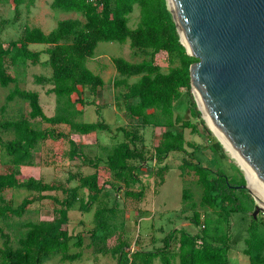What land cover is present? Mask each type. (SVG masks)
<instances>
[{"label":"trees","instance_id":"16d2710c","mask_svg":"<svg viewBox=\"0 0 264 264\" xmlns=\"http://www.w3.org/2000/svg\"><path fill=\"white\" fill-rule=\"evenodd\" d=\"M33 1L12 0L16 6L24 2L29 6ZM135 5L139 7V20L136 26L130 27L129 14ZM50 6L53 9L79 13L84 20L60 19L48 32L37 26H26L18 39L11 40L6 45L0 42V86L7 87L15 82V77L10 72L12 66L24 64L27 60L36 63L40 54L45 53L52 75L50 78L35 76V80L38 83L50 81L52 87L49 92L54 93L58 105L61 104L57 113L48 116L39 103L36 91L21 89L15 84L6 94V102L15 98L24 100L29 110L26 116L0 122L5 131L13 133V137L5 142L0 136V147L11 157V162L3 164L4 168L0 171V218L5 220L10 216L20 217L32 202V199L24 197L18 204H14L11 198L6 197L7 190L25 187L27 190L41 193L59 188V185L37 181L33 177L24 182H20L16 177V167L19 164H31L32 151L38 141L65 136L51 127L36 128L31 120L39 119L52 125L65 123L71 130L80 134L113 131L104 120L85 122L74 119L75 115L83 113L86 104L97 106L94 99L86 100L82 96L81 88H88L95 95L97 88L104 85L103 78L87 66V60L94 55L100 41H128L131 48L150 51V58L139 62H131L124 57H113V65L120 76L114 79L113 84L127 85L128 90L124 93L125 108L131 117L141 118L143 125L168 127L162 132L155 146V161L162 162L172 152L182 153L180 168L191 171L196 177V182L201 188V206L209 208L222 220L234 212L247 214L249 208L237 192L244 197L249 194L246 189L235 187L245 183L244 177H231L221 168L213 169L202 165L196 157L200 145L186 142L183 131L175 128L178 125L181 130L189 128L195 132L196 124L185 117L182 111L188 110L191 117H197L200 111L190 92L189 67L196 58L188 55L180 42L166 0H51ZM29 44H43L46 48L33 50ZM160 51L168 53L172 59L176 58L178 64L170 66L166 72L161 71L154 61L155 54ZM132 76H138L137 80L128 83L127 79ZM74 94L77 95V100L74 99ZM184 95L188 97L185 99ZM77 104L81 107L77 108ZM116 131H122L126 140L118 142L112 148L104 163L113 176L123 180L128 186L136 180L135 170L138 167L130 163V160L146 158L144 152L135 145V133L122 126L117 127ZM69 142L72 146L69 158L79 157L97 168L98 163L102 161L100 156L92 158L78 151L73 140ZM186 144L192 147L191 151L187 150ZM167 168L164 164L155 170L160 184ZM78 187H86L90 191L88 200L81 199L78 207L79 210L88 211L101 190L97 171L81 176L78 186L63 188L66 197L62 200L42 194L40 197L52 198L61 206L53 209L54 215L51 219L26 223V230L15 245L11 244L9 234L0 227V237L3 239L0 244V264H42L53 255H60L61 260L73 261L79 258L81 252H69L73 236L65 228L68 223V210L78 198ZM124 193L129 197L141 199L144 190L126 189ZM183 197H188V194L184 192ZM250 199L253 202L251 197ZM192 206L194 210L191 222L199 226L203 219L201 220V214L195 209V205ZM105 210L106 207H98L94 212L97 229L104 225V220H100V217ZM258 225V219L251 214L243 250L248 258L246 264H264V237ZM176 234L177 248L169 253L170 242ZM230 237L224 232L210 237L205 225L202 234H192L183 228H175L164 236L162 247L130 252L124 250L128 246L127 243L119 242L113 247L112 254L117 258L116 264H152L157 257L160 264H172L176 258L177 264H229L227 251L231 245ZM81 244V239L74 242V246Z\"/></svg>","mask_w":264,"mask_h":264},{"label":"rangeland","instance_id":"374dc122","mask_svg":"<svg viewBox=\"0 0 264 264\" xmlns=\"http://www.w3.org/2000/svg\"><path fill=\"white\" fill-rule=\"evenodd\" d=\"M50 2L51 0H34L29 6L26 2L16 6L12 0L0 2V42L6 45L11 40L18 39L26 26H37L44 32H48L56 26L60 19L84 20L79 13L51 8ZM138 20L139 7L135 5L129 14L128 25L134 27ZM29 47L33 50H42L46 48V45L29 44ZM113 57H124L131 62H139L149 59L150 51L131 48L128 41L98 42L94 55L87 60V66L103 78L104 85L97 88L95 95L88 88H81L82 96L86 100L94 99L98 107L86 104L83 113L74 116V119L85 122L104 120L113 131L111 133L94 131L89 134H80L71 130L65 123L52 125L39 119L31 120L36 128L51 127L57 132L64 133L65 136L38 141L32 151L31 164H19L16 167L18 172L16 177L20 182L33 177L37 181L59 185V188L41 193L27 190L25 187L7 190L6 197L11 198L14 204H18L24 197L32 199V202L28 204L22 216H10L5 220L0 218V227L9 234L11 244L15 245L17 239L24 234L26 223L51 219L54 215L53 209L61 206L52 198L40 197L42 194L62 200L66 197L63 188L78 186L81 176L97 171L98 184L101 188L97 198L91 203L88 211L79 210L80 200L87 201L90 191L86 187H78L77 201L69 208L68 223L65 225L69 234L73 236L70 240L69 252H81V256L70 261L61 260L60 255H53L42 264H116L117 258L112 254V249L119 242L127 243L128 246L124 250L130 252L137 249H155L163 246L164 236L175 228H183L192 234H202L204 225L210 237L218 236L223 232L231 236V245L227 251L229 264H246L248 258L243 250L246 246L247 226L256 206L254 196L262 202H259L261 208L256 213V218L259 223L258 228L264 237V203L260 199L261 196L253 193L256 191L249 183L251 193L247 192L253 202L249 196L244 197L237 192L249 208L248 213L234 212L223 220L209 208L201 206L199 204L201 188L196 182V177L191 171L180 168L182 153L172 152L162 162L155 161L153 157L155 146L162 132L168 127L143 125L141 118L131 117L128 114L124 98V93L128 90L127 85L115 86L113 84L114 79L120 77L113 65ZM154 61L163 72H166L170 66L178 64L176 58L172 59L164 51L156 53ZM10 72L14 75L15 82L7 87L0 86V122L18 119L28 113L29 107L26 101L18 98L9 102L5 100L9 89L15 84L21 89L36 91L39 103L46 115L52 116L59 111L61 104L58 105L55 94L49 92L52 83L50 81L38 83L35 80V76L50 78L52 75L45 53L40 54L38 62L32 63L27 60L24 64L12 66ZM137 78L138 76L129 77L128 83L134 82ZM184 96L185 99L188 97ZM192 97L195 100L193 94ZM74 99L77 100L76 94H74ZM76 107L79 108L81 105L77 104ZM182 114L196 124V131L192 132L189 128L181 130L178 125L175 128L183 131L186 142L200 145V151L196 153V157L201 164L213 169L221 168L227 175L243 176L245 180L244 170L210 129L201 112L197 117H191L189 111L184 109ZM119 126L135 133V145L144 152L146 158L145 160H130V163L138 167L135 170L136 180L128 186L123 180L113 176L104 163L112 148L118 142L126 140L122 131H116ZM0 136L5 142L13 137V133L5 131L0 126ZM69 140L75 142L78 151L92 158L100 156L102 161L98 163L97 168L79 157L69 158V150L72 148ZM186 148L188 151L192 150V147L187 144ZM10 162L11 157L5 153L3 147H0V171L4 168L3 164ZM164 164L168 168L164 171V180L160 184L155 170ZM126 189L136 191L143 189L144 195L141 199L132 198L125 195ZM184 192L188 194V197H183ZM192 204L201 214V220L203 219L199 226L191 222L194 210ZM98 207L107 208L100 217V220H104L101 229L95 227L94 212ZM177 237L178 234L172 238L169 253L176 250ZM78 239L82 241L81 246H74V242ZM208 240L211 241V238ZM2 241L0 237V244ZM173 260L172 264L178 263L177 258ZM154 264H160V261L156 260Z\"/></svg>","mask_w":264,"mask_h":264},{"label":"water","instance_id":"95a60500","mask_svg":"<svg viewBox=\"0 0 264 264\" xmlns=\"http://www.w3.org/2000/svg\"><path fill=\"white\" fill-rule=\"evenodd\" d=\"M166 2L196 58L189 72L199 111L264 190V0ZM235 187L251 193L246 177ZM254 200L255 218L261 206Z\"/></svg>","mask_w":264,"mask_h":264},{"label":"bare ground","instance_id":"6f19581e","mask_svg":"<svg viewBox=\"0 0 264 264\" xmlns=\"http://www.w3.org/2000/svg\"><path fill=\"white\" fill-rule=\"evenodd\" d=\"M222 139V138H221ZM223 145L225 146V148L232 154V156L238 161V163L240 164V166L242 167V169L244 170L245 174H246V179L248 182V186L251 184V186L253 187V189L256 192H253L255 195H260V199L261 201H263L264 203V190L262 189V187L259 185V183L255 180V178H253L249 172L242 166V164L239 162V160L236 158V156L233 154L232 150L227 146V144L224 142V140H221ZM250 183V184H249ZM260 202V201H259ZM262 203V202H260ZM264 205V204H263Z\"/></svg>","mask_w":264,"mask_h":264},{"label":"crops","instance_id":"0c3cea01","mask_svg":"<svg viewBox=\"0 0 264 264\" xmlns=\"http://www.w3.org/2000/svg\"><path fill=\"white\" fill-rule=\"evenodd\" d=\"M156 260H158V261H159V258H158V257H157V258H155V259L153 260L152 264H154V262H155ZM137 264H138V263H137Z\"/></svg>","mask_w":264,"mask_h":264}]
</instances>
